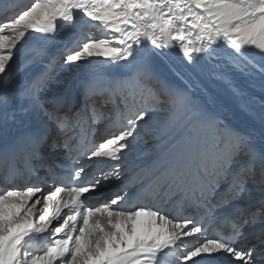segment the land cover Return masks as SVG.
<instances>
[{"label": "snow or ice", "instance_id": "obj_1", "mask_svg": "<svg viewBox=\"0 0 264 264\" xmlns=\"http://www.w3.org/2000/svg\"><path fill=\"white\" fill-rule=\"evenodd\" d=\"M0 12L11 13L0 16V110L6 118L10 110L23 129L0 164L8 165L5 185L24 181L0 187V264H162L163 258L169 264H264V247H237L248 224L264 223V206L248 218L216 216L241 198L257 168L264 180V151L239 133L222 132L187 89L165 86L155 65L175 55L192 75L221 48L237 66L249 50L264 57V0H32L15 12L0 0ZM89 21L106 38L51 56L58 34ZM89 58H104L97 63L112 70L111 79L93 70L72 94L40 99L61 67L92 63ZM258 70L264 72V64ZM217 79L230 83L223 73ZM159 97L172 102L159 138L176 128L183 132L133 173L137 203L125 206L127 191L99 205L86 203L113 178L121 180L123 154L153 105L163 107ZM83 156L111 163L88 174ZM20 157L24 172L15 167ZM148 196L182 207L170 215L140 202ZM192 210L196 215L185 214ZM37 237L47 246L33 249ZM261 238L264 243V232Z\"/></svg>", "mask_w": 264, "mask_h": 264}, {"label": "bare ground", "instance_id": "obj_2", "mask_svg": "<svg viewBox=\"0 0 264 264\" xmlns=\"http://www.w3.org/2000/svg\"><path fill=\"white\" fill-rule=\"evenodd\" d=\"M4 3L11 6L12 12H15L25 8L31 2L30 0H4ZM2 13L0 12V16ZM84 19L86 20L87 18ZM88 26L91 27V33L95 31L93 33L96 35V32L100 31L101 34H104L103 30L98 29L93 22L89 21L88 24H81L78 30L65 31L57 35L56 39L50 45L51 56L57 58L59 53L66 47L79 45L78 40H80L81 31L88 28ZM229 52L230 50L223 48L218 49L217 54L211 60H201L200 67L203 71L192 75L189 74L190 69L186 68L175 55L166 58H157L155 60L156 72L160 81L168 88L179 90L187 89L193 103L199 107L204 103L202 108L216 117L218 127L222 132L239 133L247 139L249 146L259 153L264 151V72L258 69L261 64H264V57L258 54V50H249L246 58H241L239 66H237V64L233 63ZM249 60L252 62L251 64L247 63ZM91 61L92 63H88V61L82 62L80 66H76L73 70L71 68L61 67L56 75L63 74L62 76L67 77V80L63 83L62 88H57L58 91L60 90L59 93L70 95L75 92L79 80L87 78L93 70L102 74L105 81L111 79V69L101 67L97 63L99 60L93 59ZM245 65L247 66L245 67ZM27 71L26 69L25 72H21L17 80H23ZM220 73H223L230 83L226 84L225 80L217 79V74ZM185 81L191 84L190 88L189 84L185 83ZM51 95L53 94L43 93L40 96L46 98ZM145 103L152 104V101L148 98ZM156 103L163 104V107L153 105L152 109H150L149 118L141 124L137 131L136 139L131 141V147L123 154L121 180L117 181L113 178L107 183L108 186L101 187L96 192L89 194L86 203L93 205L104 203V200L101 203L99 202L98 198L101 196L97 195L113 187L116 190L112 191L111 196H109L110 199L114 195H122L124 191H127L129 196L125 201V206H131L137 203L132 195L137 191L133 173L138 172L140 167L155 160L159 150L166 144L167 140L172 138L179 140L183 132L181 128H176L163 141L159 138L163 123L168 118L169 112L172 109V102L167 97H159ZM111 107V104L106 106V108ZM97 128L98 131H95L96 142L100 140L101 132L104 128L103 122L98 124ZM22 130L19 120L12 119L10 110L7 118L5 117L4 111L0 110L1 144L5 143V146H7L10 140H14L21 134ZM7 137L10 140H7ZM224 139H228L227 135H225ZM87 146L85 142L83 147ZM65 150L67 149H61L60 153ZM81 161L85 165L88 174H91L97 168L107 171L111 163L109 161L107 164H102L101 162H97L95 158L89 161L87 156L81 157ZM14 163L19 172H24L25 161L23 157L18 158ZM65 163H70V161ZM2 166L0 169L1 178L6 174L8 165L2 164ZM1 181L3 180L1 179ZM23 183L24 181L19 179L18 182H12V184L10 183L6 186L11 188L22 185ZM140 202L144 204H156L166 210L170 215H176L177 209L182 207V205L176 202L164 204L159 197L153 199L148 196ZM262 206H264V180H262L259 169L257 168L254 177L249 181L241 198L227 204L222 211H216V216L218 218L223 216L248 218L253 210L260 209ZM244 209L247 210L244 211ZM185 214L196 215V212L192 210L191 213ZM262 232H264V223L258 221L255 224H248L244 228V236L241 238L240 243L237 244V247L242 249L254 244L258 236L259 240L256 245L264 247L261 238ZM41 239L40 237L34 239L31 242L32 247L35 249L44 248L41 244L45 240L41 241ZM38 240L40 243H38ZM46 246L47 244H45ZM169 261L170 258L162 259V263Z\"/></svg>", "mask_w": 264, "mask_h": 264}, {"label": "rangeland", "instance_id": "obj_3", "mask_svg": "<svg viewBox=\"0 0 264 264\" xmlns=\"http://www.w3.org/2000/svg\"><path fill=\"white\" fill-rule=\"evenodd\" d=\"M30 2H32V0H30ZM28 6V5H27ZM7 13H2L1 14V16H3V15H6ZM92 26V25H91ZM93 32H95V31H93ZM91 33V27H89L88 26V28H86V29H83L82 31H81V36H80V40H78V44L79 45H81L82 46V44L84 43V42H87V40L89 39V38H100V39H103V38H106L105 37V35L104 34H101L100 33V31H97L96 33V35L94 34V33ZM99 32V33H98ZM94 34V35H93ZM74 47H76V46H69V47H66L61 53H59V56L57 57V58H59L60 57V55L62 54V53H65L67 50H69V49H71V48H74ZM90 60H93V59H96V60H103L104 58H89ZM87 61V60H86ZM82 62H85V61H82ZM82 62H79V66L82 64ZM76 68V66H73V67H71V69L73 70V69H75ZM63 75V74H62ZM62 75H56L55 74V76L49 81V83L47 84V86L43 89V91L40 93V95H43V93H49V94H54V93H59L60 92V90L58 91L57 90V88L59 87V88H62L63 87V83H65L66 82V80H67V77H65V76H62ZM53 82V83H52ZM58 91V92H57ZM40 99L43 101V100H45V97H41L40 96ZM97 127H98V125H97ZM94 131H98V130H94ZM99 142V141H98ZM65 151H67V150H65ZM65 151H62L61 153H63V152H65ZM94 159V158H93ZM102 164H107V162H101ZM4 186H5V184H4ZM106 186H108V184H106L105 186H103V187H106ZM114 188V189H113ZM113 188H110L109 190H107V191H103V192H101L100 193V195H97V196H101L100 198H98L99 199V202L101 203V201H106V200H109L110 199V197L109 196H111L110 194L112 193V191H115L116 190V188L115 187H113ZM44 191H45V194H47V192L49 191V189L46 187L45 189H44ZM93 203H96V202H93ZM255 210H259V209H255ZM255 210H253V211H255ZM252 236V235H251ZM250 236V237H251ZM256 236V235H255ZM250 237H249V239H250ZM256 238H258V239H256L255 240V242H254V244H256L257 242H258V240H259V236L258 237H256ZM45 240V239H44ZM251 242V241H250ZM45 244H47V240H45V242L43 241V244H41V245H43V247H45ZM33 246V245H32ZM33 249H35V248H33ZM39 249H42V248H39Z\"/></svg>", "mask_w": 264, "mask_h": 264}]
</instances>
